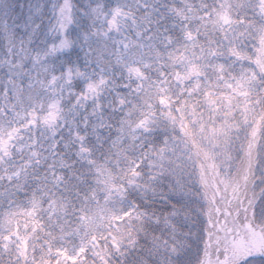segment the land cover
<instances>
[{"label": "snow or ice", "instance_id": "snow-or-ice-1", "mask_svg": "<svg viewBox=\"0 0 264 264\" xmlns=\"http://www.w3.org/2000/svg\"><path fill=\"white\" fill-rule=\"evenodd\" d=\"M0 264H264V0H0Z\"/></svg>", "mask_w": 264, "mask_h": 264}]
</instances>
